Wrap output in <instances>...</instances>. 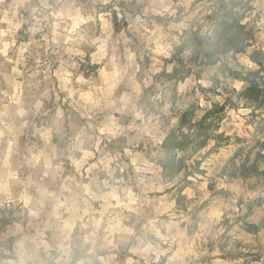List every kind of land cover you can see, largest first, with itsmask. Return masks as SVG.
Instances as JSON below:
<instances>
[{
	"label": "rangeland",
	"instance_id": "rangeland-1",
	"mask_svg": "<svg viewBox=\"0 0 264 264\" xmlns=\"http://www.w3.org/2000/svg\"><path fill=\"white\" fill-rule=\"evenodd\" d=\"M252 2L227 1L241 20ZM219 7L218 0H0V213L10 221L0 240L14 237L23 254L61 236L56 216L70 213L57 205L87 185L104 197L89 199L78 223L87 235L103 221L90 264H101L98 257L106 264H264V177L241 171L264 170V103L240 98L248 84L234 78L259 67L247 54H229L213 66H192L180 81L168 76L183 33L210 35ZM246 26L264 55V30ZM165 105L166 134L179 120L188 126L206 117L207 145L215 144L203 156V148L178 153L185 169L170 181L157 171L162 148L136 129L140 117L147 121ZM101 127L117 138L100 136ZM183 132L203 133L197 126ZM41 154L40 165L30 163ZM45 158L60 165L58 174L45 176ZM89 164L96 167L88 171ZM177 177L206 208L171 194L167 185ZM28 196L42 206L39 219L22 202ZM109 220L124 229L110 237L114 249L103 241Z\"/></svg>",
	"mask_w": 264,
	"mask_h": 264
},
{
	"label": "clouds",
	"instance_id": "clouds-1",
	"mask_svg": "<svg viewBox=\"0 0 264 264\" xmlns=\"http://www.w3.org/2000/svg\"><path fill=\"white\" fill-rule=\"evenodd\" d=\"M55 15H60L59 13ZM255 23L256 26L262 30H264V0H253L250 4L249 10H246L244 18L241 20V26L249 25ZM157 54H160L164 51V48L161 46H157L154 50ZM168 59H171L169 56ZM159 62V61H158ZM90 71L101 77L104 73L101 71L100 66L97 65H89ZM159 99V98H158ZM81 100H83L86 104L89 102V94L81 93ZM223 108V105L220 106ZM211 111V109H209ZM167 112V105L162 108H157L156 113L148 118L147 121H144L142 117L141 125H137L136 129L139 132L147 135L155 145H159L163 147L166 142L170 140L172 135L174 134V129L172 131H167V121L164 119V114ZM182 119L186 117L182 115ZM99 134L102 137H107L110 140L117 138V132L113 131L112 128L101 127L99 129ZM13 141H9V150L11 152ZM91 147V146H90ZM215 147L214 142L208 143L207 147L203 148L199 156H203L205 153L210 152ZM96 151L99 150V141H97ZM85 156L91 157L95 159L94 151H86ZM43 154L37 156L34 155L30 161L34 166L41 164V156ZM55 158V157H53ZM215 158V157H213ZM72 163H76L72 161ZM83 163V162H81ZM103 163V161H101ZM135 162L133 161V164ZM45 169V176L49 174V171L55 172L58 174L60 165L57 164L55 168H53L52 161L50 159L45 158L42 165ZM95 164H89L88 171H91L95 168ZM160 174H163V167L157 169ZM18 179V174L16 176ZM182 177H177L173 180L167 188L171 190V194L177 196V198L188 199L191 197L193 200L197 202L200 208H206L207 202L204 199H198L195 197L187 187H184L179 181ZM11 181V176L9 177ZM62 191H71V189L65 185ZM166 193H161V195ZM50 197L53 200H57V194L55 192L49 193ZM89 199H104V197H98L95 193L91 192L89 186L84 185L82 193L77 196H73L71 199H66L61 201L57 208H64L70 214L64 218L63 214H59L56 216V220L60 222V227L62 229V235L59 237H53L51 240L47 238H43L40 240L31 250L30 253H19L18 249L15 245H12L11 250L8 251L7 255L9 259L0 260V264H90V259L95 256L97 242L100 240V237L97 235L98 230L102 227L103 221L97 220L93 223V231L87 235L81 234L78 230L79 221L83 220L85 216L88 215V200ZM79 201V202H78ZM22 202L25 207L28 208L29 214L34 216L36 219L40 218L41 208L33 206V198L31 196L22 198ZM40 203V201H37ZM83 205L81 207L80 205ZM119 207V205H116ZM82 213V215H80ZM214 218L219 221L220 214H214ZM124 231V229L119 228L118 225L112 224L109 220L107 222V226L103 228V231L107 233L103 237L104 246L110 248H116L117 244L110 237L117 231ZM43 250L41 252L40 250ZM12 257H15L13 259ZM112 257H109L110 260ZM101 261V264H106L104 257H98ZM91 264H94V260L91 261Z\"/></svg>",
	"mask_w": 264,
	"mask_h": 264
},
{
	"label": "trees",
	"instance_id": "trees-1",
	"mask_svg": "<svg viewBox=\"0 0 264 264\" xmlns=\"http://www.w3.org/2000/svg\"><path fill=\"white\" fill-rule=\"evenodd\" d=\"M227 1L234 3L237 0ZM227 1L218 0L220 7L213 17L215 23L210 35L203 34L199 30L185 31L183 33L182 42L175 49L174 57L170 61L173 64V69L168 76L175 81H180L190 74L192 66H213L222 57L229 54H247L249 60L256 64L259 69L257 71L248 70L245 75H242L244 77H240L239 73H235V79L240 78L248 84V87L240 93L239 97L249 105H262L264 103L263 52L253 48V38L250 31L246 25L241 26V19L234 15L231 7H228ZM205 120L206 117L202 118L198 123L188 126L182 120H179V126L173 128L175 130L174 134L161 147L164 156L160 161V166L164 169L163 174H161L164 180L170 181L182 169H185L184 162L186 159L179 157L178 153H186L189 150L197 151L207 146V142L211 138L207 132L211 130V125H205ZM194 126H197L203 133L189 135L183 132L184 129L190 130ZM262 147H264V143ZM241 171L244 177H264V170L259 169L257 165L242 167ZM189 174L188 171L185 173L186 176ZM5 212L6 210L0 213V236L10 224L8 217L4 216ZM7 213L12 212L7 210ZM14 242V237L0 240V259L9 258L4 253V250L10 249Z\"/></svg>",
	"mask_w": 264,
	"mask_h": 264
},
{
	"label": "crops",
	"instance_id": "crops-1",
	"mask_svg": "<svg viewBox=\"0 0 264 264\" xmlns=\"http://www.w3.org/2000/svg\"><path fill=\"white\" fill-rule=\"evenodd\" d=\"M78 161V159H76ZM81 161H83V158L81 159Z\"/></svg>",
	"mask_w": 264,
	"mask_h": 264
}]
</instances>
